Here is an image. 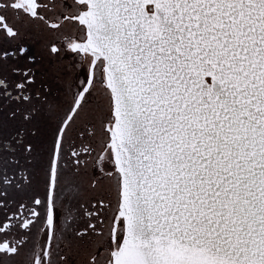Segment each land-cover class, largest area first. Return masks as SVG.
Returning a JSON list of instances; mask_svg holds the SVG:
<instances>
[{
  "label": "snow or ice",
  "instance_id": "obj_1",
  "mask_svg": "<svg viewBox=\"0 0 264 264\" xmlns=\"http://www.w3.org/2000/svg\"><path fill=\"white\" fill-rule=\"evenodd\" d=\"M0 264H264V0H0Z\"/></svg>",
  "mask_w": 264,
  "mask_h": 264
}]
</instances>
